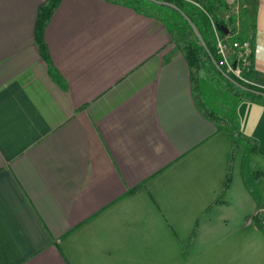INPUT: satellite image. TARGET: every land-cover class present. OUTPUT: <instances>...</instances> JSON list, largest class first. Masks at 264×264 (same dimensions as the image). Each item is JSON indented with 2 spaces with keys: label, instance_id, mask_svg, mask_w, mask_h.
<instances>
[{
  "label": "crops",
  "instance_id": "0c3cea01",
  "mask_svg": "<svg viewBox=\"0 0 264 264\" xmlns=\"http://www.w3.org/2000/svg\"><path fill=\"white\" fill-rule=\"evenodd\" d=\"M45 1L0 0V264H264V174L256 199L240 149L214 204L232 139L196 107L165 25L105 0H62L48 64L35 42ZM236 5L213 0L211 17L251 42L244 77L264 89V0ZM235 112L264 173V105Z\"/></svg>",
  "mask_w": 264,
  "mask_h": 264
},
{
  "label": "trees",
  "instance_id": "16d2710c",
  "mask_svg": "<svg viewBox=\"0 0 264 264\" xmlns=\"http://www.w3.org/2000/svg\"><path fill=\"white\" fill-rule=\"evenodd\" d=\"M62 0H46L42 3L38 10L37 21L35 25V42L39 48L42 58L50 64V52L45 40V31L48 27L54 13L61 4ZM115 5H123L132 7L136 12L154 18L162 22L172 42L176 48L182 53L190 69V80L192 87V95L196 107L199 112L210 122H212L218 131L227 132L232 139L231 150L228 154V167L226 177L223 184L222 193L214 204L224 203L225 196L227 195L232 183V171L237 154L240 149L245 150L242 160V175L246 188L257 199V192L255 183L257 179L264 173L255 169L251 161V156L256 153L258 149V142L245 135L240 128L239 118L237 113L231 116L216 112L209 106L207 101V85L215 86L217 90L226 93L227 95L236 99L240 104L242 102L250 101L264 105V97L257 95L255 92L263 93L264 89L248 84L235 79L231 74L228 75L231 79L235 80L238 84L245 87L247 90L232 83L223 72L219 71L213 64L212 59L207 50L202 46L200 41L195 36L192 28L185 18L176 10L167 6H162L151 2L149 0H105ZM162 1V0H156ZM169 3L172 0H167ZM256 3L257 0H253ZM177 5L184 11L202 34L210 53L216 61H220L217 55V48L213 37L211 13L213 9V0H198L197 5L191 3H183L182 1L175 0ZM174 4V3H173ZM216 25L228 26L223 21H216ZM224 73H226L223 68ZM55 75V74H54ZM248 76L252 75L249 71ZM261 204V203H260ZM259 204V205H260ZM263 208V205H260ZM255 223L259 229L264 233V218L261 213L255 216ZM197 236V225L192 232L188 245Z\"/></svg>",
  "mask_w": 264,
  "mask_h": 264
},
{
  "label": "built area",
  "instance_id": "2783aa9c",
  "mask_svg": "<svg viewBox=\"0 0 264 264\" xmlns=\"http://www.w3.org/2000/svg\"><path fill=\"white\" fill-rule=\"evenodd\" d=\"M228 3L237 8V0H227ZM234 12V10H232ZM231 13L227 14L226 21H230ZM212 31L215 38L217 55L220 61L218 65L225 69L227 75L235 79L252 84L244 77L245 72L251 71V58L255 56L256 49H253L249 40H232L230 34H223L211 17Z\"/></svg>",
  "mask_w": 264,
  "mask_h": 264
},
{
  "label": "rangeland",
  "instance_id": "374dc122",
  "mask_svg": "<svg viewBox=\"0 0 264 264\" xmlns=\"http://www.w3.org/2000/svg\"><path fill=\"white\" fill-rule=\"evenodd\" d=\"M206 97L209 106L216 112L229 116H231L232 114L234 115V112L236 111L237 101L233 97L227 95L224 92H221L220 90H217L215 86L211 87L209 83L207 85Z\"/></svg>",
  "mask_w": 264,
  "mask_h": 264
},
{
  "label": "water",
  "instance_id": "95a60500",
  "mask_svg": "<svg viewBox=\"0 0 264 264\" xmlns=\"http://www.w3.org/2000/svg\"><path fill=\"white\" fill-rule=\"evenodd\" d=\"M151 2H154L156 4L162 5V6H167L170 7L171 9L176 10L177 12H179L184 18L185 20L189 23L190 27L192 28L195 36L197 37V39L200 41V43L202 44V46L207 50V52L209 53L212 62L214 64V66L221 72H223V74L235 85L241 87L242 89L247 90L245 87L241 86L240 84H238L235 80L231 79L226 73H224V71L222 70V68L218 65V62L216 61V59L213 58L212 54L210 53L208 46L202 36V34L200 33L199 29L197 28V26L194 24V22L190 19V17L184 12L182 11L177 5L173 4V3H168V2H163V1H156V0H149ZM220 31H222L225 35L229 34L228 28L224 25H221L219 27ZM257 95H260L262 97H264L263 93H259V92H255Z\"/></svg>",
  "mask_w": 264,
  "mask_h": 264
}]
</instances>
